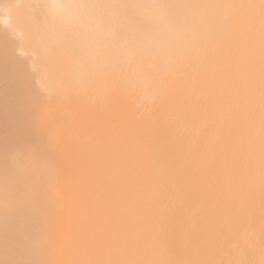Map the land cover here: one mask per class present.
Returning a JSON list of instances; mask_svg holds the SVG:
<instances>
[{
  "label": "bare ground",
  "instance_id": "bare-ground-1",
  "mask_svg": "<svg viewBox=\"0 0 264 264\" xmlns=\"http://www.w3.org/2000/svg\"><path fill=\"white\" fill-rule=\"evenodd\" d=\"M0 264H264V0H0Z\"/></svg>",
  "mask_w": 264,
  "mask_h": 264
}]
</instances>
